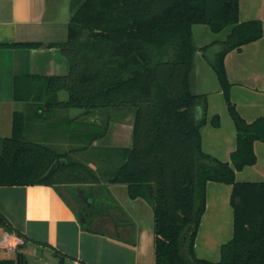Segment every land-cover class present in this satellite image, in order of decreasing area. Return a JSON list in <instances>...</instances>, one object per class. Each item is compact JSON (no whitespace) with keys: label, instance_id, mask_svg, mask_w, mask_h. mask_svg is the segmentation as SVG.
<instances>
[{"label":"trees","instance_id":"obj_1","mask_svg":"<svg viewBox=\"0 0 264 264\" xmlns=\"http://www.w3.org/2000/svg\"><path fill=\"white\" fill-rule=\"evenodd\" d=\"M195 23L207 24L215 33L227 26L231 30L216 46L200 47L192 34ZM262 34L261 20H239V0H71L66 40L54 44L67 59L68 70L45 78L46 107L79 108L89 116L99 112L105 121L116 112H132L131 145L114 147L111 161L116 166L102 172V182L89 164L65 160L66 152L25 140L24 113L15 110L12 133L1 144L0 185L59 182L72 195L81 189L93 197L88 216L74 207L82 228L131 242L134 223L107 188L109 183L124 184L131 198L141 197L152 208L153 264H264V180L235 178L236 170L256 162L253 143L264 142V115L248 122L239 114L224 68L228 51ZM196 50L216 73L235 126L229 161L201 149L207 99L193 89ZM59 89L68 92L65 101L57 99ZM213 117L212 124L218 125V116ZM66 121L72 131L87 126L88 133H74L83 146H92L108 129L107 123L82 122L78 116ZM207 181L232 188L233 233L221 245L217 261L194 251ZM0 225L13 230L1 215ZM56 254L59 264L72 260ZM0 264L15 262L7 258Z\"/></svg>","mask_w":264,"mask_h":264},{"label":"crops","instance_id":"obj_2","mask_svg":"<svg viewBox=\"0 0 264 264\" xmlns=\"http://www.w3.org/2000/svg\"><path fill=\"white\" fill-rule=\"evenodd\" d=\"M70 16L71 0H0L2 138L12 133L15 110L24 113L23 137L33 132L37 134L38 142L49 145L65 129H69L66 121L69 109L77 108H47L44 83L46 77L65 74L68 70L60 47L54 44L66 40ZM251 19L261 20L262 36L239 49L228 51L224 56L230 99L248 122L264 115V0H239V20ZM230 30L231 26H227L212 34L207 24L192 25L194 41L200 47L223 40ZM192 81L194 91L205 94L207 99L206 121L200 127L201 149L222 161H229L236 145L235 126L217 75L201 50L194 53ZM63 90L66 91L59 89L56 93L59 101H65L68 97V92L64 94ZM63 111L67 115L59 118ZM81 113L82 110L77 109L70 118L78 116L82 122H102V119H95L89 113ZM214 115L218 116V125L212 124ZM127 121L111 117L109 131L99 140L107 139L111 125H115L120 131H116L115 139H110L113 147L129 146L133 124L131 119L129 123ZM111 142L109 146H112ZM253 150L256 162L236 170L237 181L264 180V142L254 141ZM107 188L134 223L131 242L83 229L74 206L57 184L0 185V215L13 227V230H5L0 225V243L8 240L12 244L10 248L0 247V259L11 258L15 264H49L52 260L59 264L56 254L59 251L72 257L67 262L76 260L81 264H153L151 206L141 197L131 198L124 184L109 183ZM231 189L230 184L207 181L205 209L194 241L197 257L217 261L221 245L231 238ZM39 248L46 251L38 253Z\"/></svg>","mask_w":264,"mask_h":264},{"label":"rangeland","instance_id":"obj_3","mask_svg":"<svg viewBox=\"0 0 264 264\" xmlns=\"http://www.w3.org/2000/svg\"><path fill=\"white\" fill-rule=\"evenodd\" d=\"M210 33L213 34L212 31ZM218 42L219 41H215V42H211L209 44L212 45L215 43L214 46H216L218 44ZM204 59L206 60L205 57H204ZM63 93L66 94V91L63 90ZM63 93H62V95H63ZM42 98H43V96L41 95L40 99H42ZM46 98L47 97H44V99H46ZM77 109H79V108H77ZM77 109H69V118H70L71 114ZM66 115H67V112L63 111L59 115L60 116L59 118H63ZM116 119H119V118L116 117ZM55 120L57 121L56 118H55ZM75 128L76 127H74V131L65 129V131L62 134H60L59 137L56 138L54 143L52 144V141H51V143L49 145H51L58 152H61V153L66 152L67 156H64L65 160L73 159L77 162H83V163H85V165H88L90 163L93 167H95L94 168L95 171L97 172V174H99L101 176L102 182H104L105 179H104V175L102 174V172L103 171L105 172V169H107V168H109L112 171L114 169V167L116 166L115 162H113L114 164L112 163V161H113L112 159L115 160V158H116L115 154L117 153V151H116L117 149L113 147L114 144L112 142H111L112 146H109V144H101V145L99 144L100 146H93V144H92V146H89V145L83 146L85 144V142H83V139L80 140L78 136L74 135V133L79 134L80 131H78V130L79 129L81 130V128H79V129H75ZM81 132L82 133H88L89 129L87 128V126H85V128H83ZM110 134H111L110 135V139H111L113 137V132H110ZM36 136H37L36 133H33V132L30 134L27 133V134H25L24 139L27 141H40L36 138ZM82 146L85 148L79 149V148H82ZM111 150H113V151L111 152L110 157H109L108 154H109V151H111ZM62 160H64V159H62ZM91 165H90V167H91ZM56 184H57L58 188L61 189L63 191V193L66 195V197L70 201V203L75 207V204H76L75 198L73 197L72 194L69 193V191L66 189V186L63 183H59V182H56ZM122 209L124 210V208H122ZM125 213L128 215V213L126 211H125ZM1 235H2V228L0 227V238H1ZM0 251H2V250H0ZM37 251H38V253H41V251H46V250H41L39 248ZM0 255H2V254H0ZM28 257H29V254L26 252V258H28ZM41 263H43V261ZM49 264H57V263L52 260V262L49 261Z\"/></svg>","mask_w":264,"mask_h":264},{"label":"flooded vegetation","instance_id":"obj_4","mask_svg":"<svg viewBox=\"0 0 264 264\" xmlns=\"http://www.w3.org/2000/svg\"><path fill=\"white\" fill-rule=\"evenodd\" d=\"M93 118H97V119H102V116L99 114V112L97 113H93L91 115ZM113 117L114 119L119 118V120H123V119H127L128 123L130 122V119L132 117V112H128L126 111V113L124 112H116L113 114ZM110 119L109 118L108 120H104L102 119V123H99V124H102L104 125L105 123H107V128L109 129L108 125L110 123ZM128 125V124H127ZM117 127H115V125H111L110 127V132H113V137L111 138V140L115 139V136L117 134L116 131H120V129H116ZM108 129H107V132H108ZM106 132V134H107ZM110 132H109V139H110ZM105 134V135H106ZM104 137V136H103ZM73 196L75 198V201H76V204H75V207L77 209V211L81 214V215H84L85 216H88V210H93V197L90 195V194H85V192L81 189L79 190H76L74 193H73Z\"/></svg>","mask_w":264,"mask_h":264},{"label":"water","instance_id":"obj_5","mask_svg":"<svg viewBox=\"0 0 264 264\" xmlns=\"http://www.w3.org/2000/svg\"><path fill=\"white\" fill-rule=\"evenodd\" d=\"M65 61L68 64V61H67L66 58H65ZM131 123L132 124L134 123V115L133 114H132V118H131ZM132 129H133V126H132ZM108 131H109V129H108ZM2 141H3V138L0 136V142H2ZM110 142H111V140L107 138V139H104L103 141H101V140L98 139L96 143L97 144H110ZM131 142H132V140H131ZM131 142H130V145H131ZM0 152H1V147H0Z\"/></svg>","mask_w":264,"mask_h":264},{"label":"built area","instance_id":"obj_6","mask_svg":"<svg viewBox=\"0 0 264 264\" xmlns=\"http://www.w3.org/2000/svg\"><path fill=\"white\" fill-rule=\"evenodd\" d=\"M3 235L5 236V234H3ZM11 246H12V244L8 240H6V242H4V243H0V247H2V248H10ZM64 264H81V263L74 260V261H70V262H65Z\"/></svg>","mask_w":264,"mask_h":264}]
</instances>
